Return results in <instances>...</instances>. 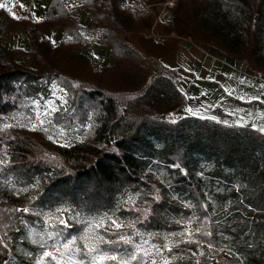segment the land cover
<instances>
[{
    "label": "trees",
    "instance_id": "1",
    "mask_svg": "<svg viewBox=\"0 0 264 264\" xmlns=\"http://www.w3.org/2000/svg\"><path fill=\"white\" fill-rule=\"evenodd\" d=\"M126 1L83 0L89 28L103 34L113 61L101 70L86 55L73 57L82 36L64 0H51L47 20L24 19L34 26V67L17 55L0 58V264L17 257L26 223L59 207L88 215L116 212L131 221L130 233L176 234L184 220L193 237L176 252L193 258L202 243L203 264H264V134L197 116L160 118L187 98L170 77L152 73L153 65L176 61L182 42L192 40L264 75V0H174L171 21L155 16L151 34L136 26ZM150 1L160 13L173 0ZM216 7L246 20L243 40L233 24L210 16ZM54 29L69 39L55 45L44 36ZM53 82L69 96V112L61 116L66 126L95 119L90 141L54 146L57 155L47 151L41 132L5 127L7 117L46 95ZM157 167L165 169L167 183L156 177ZM222 182L231 186L216 189ZM11 185L32 192L14 198ZM124 193L137 195L136 201L119 204ZM123 232L106 235L118 240ZM222 243L223 259H210Z\"/></svg>",
    "mask_w": 264,
    "mask_h": 264
},
{
    "label": "rangeland",
    "instance_id": "2",
    "mask_svg": "<svg viewBox=\"0 0 264 264\" xmlns=\"http://www.w3.org/2000/svg\"><path fill=\"white\" fill-rule=\"evenodd\" d=\"M64 1L70 9L72 24L78 28L82 36V43L76 48L73 57L88 56L96 70L112 65L110 50L104 45L103 34L95 33L89 28L83 0ZM50 2L51 0H0V4L4 5L0 7V58L2 60L7 62L17 55L15 60L28 66H35V57L32 54L34 26L27 25L24 19L47 20L53 13L50 10ZM173 3L174 0L162 5L160 13L152 10L150 0H127L125 6L136 26L143 33L151 34L156 28L153 20L155 16L164 23L171 21L172 14L168 7H171ZM210 16L218 22H223L227 27L233 24L234 33L240 35L242 40L244 39L243 29L246 20L237 16L232 9L216 7L210 12ZM44 36L51 39L55 45L63 39H69L62 29H54L45 33ZM259 38L261 46H264V29ZM204 54L212 56L210 73L206 77L200 74L204 66L202 59ZM217 64L219 66L216 69ZM248 69L245 63L236 62L212 46H196L192 40H184L178 59L174 62L164 61L162 64L153 65L152 73L153 76L170 77L186 98L191 93L197 95L187 99L186 104L177 111L159 117L169 121H176L185 116L206 118L205 113L200 111L201 96L198 94L206 88L202 93L207 96L209 94L215 96L216 93L223 95L216 105L215 113L221 122L231 123L230 115L228 116L224 111V104L232 100L233 92L236 93L237 89L246 88ZM47 90L46 95L39 94L37 97L30 98L19 111L7 117L5 127L27 128L41 132L47 151L55 155L57 153L54 146L70 147L77 142L90 141L89 133L95 126V119H91L84 126H66L61 121V116L67 114L70 108L67 91L55 82L49 83ZM191 103L192 107L188 108ZM154 172L161 182L167 183L163 167H157ZM215 186L219 189V187L226 188L231 185L222 182L221 185L215 184ZM9 189V195L14 198L25 199L32 192L31 189L22 190L13 185ZM136 199L137 195L124 193L119 197V204L134 202ZM22 211L29 212L27 208ZM36 216L38 218L35 223L25 224L17 257L10 256L8 264H166V262L167 264H203L205 260V246L202 243L199 244L193 258L175 251L180 243L190 241L193 237L190 231L191 223L184 220H179L184 225V229L176 234H147L139 230L127 232L126 230L132 227L131 221L121 218L116 212L88 215L59 207L42 211ZM113 221L115 224L112 223ZM98 224L99 227H97ZM72 227H76L77 231L69 236V230ZM121 230L124 232L117 237L118 240L106 235V233ZM111 239L115 241L112 242ZM120 240L121 242H117ZM225 247L226 245L222 243L218 253L210 254L209 258L220 262L223 259L221 253ZM89 248H95L97 251L89 252ZM45 253H50L51 256H46ZM100 255H104L106 259L100 261ZM111 256H116L117 259L107 258ZM18 257H22L27 262H22ZM226 264H231V261L227 260Z\"/></svg>",
    "mask_w": 264,
    "mask_h": 264
},
{
    "label": "crops",
    "instance_id": "3",
    "mask_svg": "<svg viewBox=\"0 0 264 264\" xmlns=\"http://www.w3.org/2000/svg\"><path fill=\"white\" fill-rule=\"evenodd\" d=\"M209 55L204 54L202 57L204 66L200 74L204 77L210 73L212 56ZM218 66L217 64L216 69ZM247 75L246 88L237 89L236 93L233 92L232 100L224 104V111L228 116L230 115L231 123L221 122L215 113L217 110L216 105L223 95L221 96V94L216 93L215 96H211L208 92L209 95L207 96L202 93L206 88L198 93L201 96L200 111L205 113L206 118L212 121L220 122L231 127L248 128L257 133L264 134V75L256 74L250 68L247 71ZM196 95V93H191L187 96V99H192ZM190 107H192V103L188 108Z\"/></svg>",
    "mask_w": 264,
    "mask_h": 264
},
{
    "label": "snow or ice",
    "instance_id": "4",
    "mask_svg": "<svg viewBox=\"0 0 264 264\" xmlns=\"http://www.w3.org/2000/svg\"><path fill=\"white\" fill-rule=\"evenodd\" d=\"M0 7H4L3 4H0ZM14 18H18V17H14ZM113 224H115V221L112 222ZM100 225L98 224L97 227H99ZM117 227H119V225H116ZM123 239V238H122ZM97 250L95 248H89V252H96ZM46 256H51L50 253H45ZM52 259H55V257H51ZM108 259H112V260H116L117 257L116 256H111V257H107ZM135 258V257H133ZM104 259H106V257L104 255H100L99 256V260L103 261ZM167 264V262H166Z\"/></svg>",
    "mask_w": 264,
    "mask_h": 264
}]
</instances>
